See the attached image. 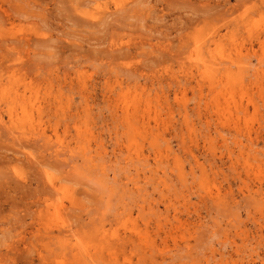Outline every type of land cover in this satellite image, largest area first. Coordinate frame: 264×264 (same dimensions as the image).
I'll return each mask as SVG.
<instances>
[{
  "label": "rangeland",
  "instance_id": "rangeland-1",
  "mask_svg": "<svg viewBox=\"0 0 264 264\" xmlns=\"http://www.w3.org/2000/svg\"><path fill=\"white\" fill-rule=\"evenodd\" d=\"M198 44L240 120L209 117ZM263 68L264 0H0V111L45 107L44 134L0 124V264H264Z\"/></svg>",
  "mask_w": 264,
  "mask_h": 264
},
{
  "label": "bare ground",
  "instance_id": "bare-ground-1",
  "mask_svg": "<svg viewBox=\"0 0 264 264\" xmlns=\"http://www.w3.org/2000/svg\"><path fill=\"white\" fill-rule=\"evenodd\" d=\"M257 39H261L262 35L261 33L257 32L256 35ZM204 44H198L195 46V49L191 51L190 53V58H192V55L196 56V64L198 67V72L199 75L203 78L206 79L208 78L209 82V103L205 105V109L207 111L208 114H210L209 117L213 118L216 116V120L218 121L219 124L221 125H226L229 124L230 120L232 119V111H236L237 112V117L240 120V115L239 113L241 112L243 115L248 112L249 110V104L253 103V99L251 97H249L247 104H244V102L241 100V102L237 101L235 98V95L233 92H225L222 89H219V83H220V79H218V75H216L218 73L219 68L217 67L215 71L210 72V69L206 70L203 68L209 67V64H207L203 58V52H202V47ZM208 52H211L210 49V44L208 45ZM216 64V63H215ZM205 66V67H204ZM11 69V68H10ZM264 74V68L259 70H256V74ZM15 76V74L13 75ZM198 85H200V80L197 81ZM2 90H5L4 88ZM15 97H13L11 99L12 102H9L8 100V122H5V118L4 115L1 113L0 111V124L4 125L5 128L8 130V133L12 135V138L16 139V141L20 140L22 141L24 138H29V137H33L36 133H42L44 134L45 131H43V125H42V114L44 113L45 107L41 105V101H40V96L38 94V92H33L30 97H27L26 95H20L18 93L19 89L16 88L15 89ZM7 93L6 94H2V96L4 98H7ZM202 93V91H201ZM115 94V93H114ZM126 92H121L117 99H116V108H118V110L121 108L122 111L124 112L125 116H127V119L130 122V126L132 127L135 136L137 137L138 134L140 133V131L138 132V126L136 127V123L138 121L134 120H130L129 118V111L131 109L130 106V100H126ZM244 94V93H243ZM204 98L203 94L201 95V99ZM16 99L19 100L18 103H16ZM222 99H224L222 101ZM16 103V104H14ZM137 101L134 100L133 104L135 107L136 106ZM11 105V106H10ZM2 106L0 103V110H1ZM136 112H138V110L136 108H134ZM235 109V110H233ZM35 112L38 113V117L36 118L35 116ZM207 117V116H206ZM208 117V118H209ZM210 119V118H209ZM234 129H236V131L240 132L241 131V127L240 124L236 121L234 122ZM252 130L253 128H251L250 126L246 127V135H249L248 137L251 138L252 135ZM57 134V133H56ZM43 136V135H40ZM136 137H134V139H131V143L130 145H127V149L130 152V158L135 157L136 159H140V157L143 155L142 150H140V146L138 145V142L136 141ZM18 139V140H17ZM14 141V140H13ZM61 142L59 141V144ZM132 148L134 150V155H132ZM86 149V148H85ZM88 149V148H87ZM166 153V154H165ZM84 157L85 158H89L91 161H93L91 158V156H88V152L83 151ZM156 158L159 159H163L164 156L168 157L170 155V148L167 147L166 149H164V151L159 150L158 153H156ZM165 154V155H164ZM175 163L177 164V166L179 167L180 172L183 171V166L179 165L178 160H175ZM196 163H198V160H196ZM245 167H247V169H252L254 167H252L249 164V160L245 161ZM47 176V181L49 183V185L52 187L53 190H55L57 193L63 191L62 187H59L54 180V177L50 174V172L48 170H46L44 172ZM183 173V172H182ZM205 181V180H203ZM200 186L206 191L207 195L210 197H213L214 199H219L220 198V191L214 192L212 190V188L210 186L206 185V182H201ZM52 198H46L44 200L45 204V209L48 211V209H50V212L52 211L51 209H53V215L57 216L59 215L60 212V203H58V201H54L53 203H51ZM50 222L53 221V217L50 216L49 218ZM54 227V226H53ZM69 230V229H68ZM64 232V230H63ZM106 230L102 229V233L105 234ZM79 251V250H78ZM41 255V252H40ZM78 255V254H77ZM41 257V256H40ZM42 258V257H41Z\"/></svg>",
  "mask_w": 264,
  "mask_h": 264
}]
</instances>
